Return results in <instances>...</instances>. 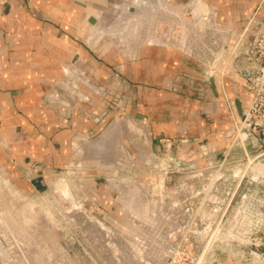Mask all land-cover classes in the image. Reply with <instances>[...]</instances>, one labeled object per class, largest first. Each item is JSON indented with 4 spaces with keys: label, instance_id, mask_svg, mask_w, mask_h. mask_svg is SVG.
<instances>
[{
    "label": "rangeland",
    "instance_id": "obj_1",
    "mask_svg": "<svg viewBox=\"0 0 264 264\" xmlns=\"http://www.w3.org/2000/svg\"><path fill=\"white\" fill-rule=\"evenodd\" d=\"M156 6L149 2L146 7ZM154 11L152 15L151 11L147 15L138 13L139 22L132 20L125 27L114 24L98 29L102 34L97 35L89 31L82 40L95 52L107 44L103 56L113 52L123 54L121 47L137 40H144L140 44H177L183 48L186 45L190 51L196 49L191 54L195 58L193 69L203 73L202 63L211 60L216 47L210 36L215 25L203 29L201 24H191L203 18V12L194 2L184 12L168 11L161 4ZM113 17L120 21L117 14L108 18ZM148 23H152L149 28ZM96 37H100L98 41ZM66 77L63 80L66 86L72 85L74 79ZM76 91L72 98L69 94L68 99L61 98L65 116H70L71 109L80 102L87 106L86 96ZM95 94L99 102L97 115L104 112L105 118H98L96 127L76 131L74 146L82 148L78 157H71V162L45 188L31 192L17 188L2 170L0 200L6 206L0 212V218H4L0 219V229L10 234V239L5 238L4 248L0 244V261L8 264H53L52 261L54 264H264V143L244 141L243 148L235 137L234 125L220 134L214 131L200 139L153 140L145 122L134 113L133 101L115 97L105 101L103 97L110 91L104 88ZM80 105L79 111H86ZM162 138L172 142L169 148L161 142ZM14 201L21 205L13 204ZM20 207L25 211L21 216ZM17 208L19 211L15 212ZM23 215L27 219H22ZM9 228L12 234L17 232L20 239L29 241V245L15 244Z\"/></svg>",
    "mask_w": 264,
    "mask_h": 264
},
{
    "label": "crops",
    "instance_id": "obj_2",
    "mask_svg": "<svg viewBox=\"0 0 264 264\" xmlns=\"http://www.w3.org/2000/svg\"><path fill=\"white\" fill-rule=\"evenodd\" d=\"M136 2L143 3L140 8L154 2L175 13L187 8L190 0H0V167L10 184L28 192L45 188L70 163L76 131L96 127L95 121L105 118L104 112L97 115L95 93L100 88L110 91L105 101H133L134 113L153 140L200 139L240 122L237 106L247 107L253 93L239 83L237 72L228 69L223 76L216 70L213 90L207 74L193 69L195 60L189 54L196 49L137 40L121 47L123 54L112 51L103 56L107 44L96 48L98 52L87 47L85 33L102 34L94 27H113L118 22L108 17H120ZM198 6L204 19L191 24H202L203 29L215 25L216 48L226 44L229 49L264 35V0H201ZM221 60L226 68L246 65L240 56L236 61L228 56ZM68 74L86 96L87 106L80 102L86 107L83 114L80 104L70 116L60 106L61 98L74 97L63 83Z\"/></svg>",
    "mask_w": 264,
    "mask_h": 264
},
{
    "label": "built area",
    "instance_id": "obj_3",
    "mask_svg": "<svg viewBox=\"0 0 264 264\" xmlns=\"http://www.w3.org/2000/svg\"><path fill=\"white\" fill-rule=\"evenodd\" d=\"M190 2H194L195 5L198 6L199 3H201V0H190ZM191 3H189L186 9H188ZM187 12L189 13V10ZM206 14L210 18L212 17L211 12H207ZM212 21L215 24L213 19ZM210 36L215 39L213 32H211ZM222 46L223 45L221 44V46L217 48L215 47L214 51H212L213 53H211L210 61L207 63L204 61V63L201 62L203 66L205 65V67H207L206 69L204 67L202 69L205 74H207L208 69L210 68V62L213 60L216 53L222 48ZM227 51L228 54L226 55L225 52ZM227 51L225 50L221 59L228 56L233 58V61H236V58L240 56L246 61V65L240 69L236 68L235 65L226 68L224 63L219 64V62L222 61L220 60L216 70H218L219 74L222 76L226 74L227 69L233 71L234 73L237 72L240 84L245 89L253 93L250 104L242 109L243 116L240 122L234 125L236 129L235 137L239 139V142H241L243 148L244 141H248V143H264V35H255L251 38H246L242 42H239V44L236 43L230 46ZM189 55L191 56V54ZM81 81L85 85L88 84V81ZM63 83L65 84L64 81ZM67 88L69 91H74L77 93L76 90H78L79 84L74 80L72 81V85L67 84ZM161 142L165 143L168 148L172 144L169 139L162 138ZM1 173L2 168L0 167V174ZM2 263L5 262L3 261Z\"/></svg>",
    "mask_w": 264,
    "mask_h": 264
},
{
    "label": "bare ground",
    "instance_id": "obj_4",
    "mask_svg": "<svg viewBox=\"0 0 264 264\" xmlns=\"http://www.w3.org/2000/svg\"><path fill=\"white\" fill-rule=\"evenodd\" d=\"M193 4V3H192ZM142 5H143V3H138V2H136V4L134 5V7L132 8L131 7V9H133V10H130V11H126L124 14H121V16L119 17V20L120 21H118V23L117 24H120V26L122 27V25L125 27V25L124 24H128L130 21H134V20H138V18H140V16H138V18H137V15H138V13H145L146 15L147 14H149V12L151 11V15H152V13H153V11L155 10V9H157V7L159 6V4H157L158 6H156L155 7V9H150V8H148L147 9V5H148V3L147 4H145V7L144 8H140V7H142ZM152 6V5H151ZM192 8V7H191ZM189 9H190V6H189ZM190 11V10H189ZM192 11V10H191ZM184 12V11H183ZM197 13V12H196ZM145 14H143V15H145ZM154 14H155V11H154ZM182 14V13H181ZM184 14V13H183ZM191 14V13H190ZM194 14V13H193ZM197 14H199V13H197ZM141 15V14H140ZM143 15H141L142 17H143ZM150 16V15H149ZM175 16V15H174ZM146 16H144L143 18H145ZM183 17H184V15H183ZM182 17V18H183ZM192 17V16H191ZM197 17V16H196ZM203 17V16H202ZM205 17H206V15H205ZM176 18L178 19V16L176 15ZM141 19V18H140ZM147 19V21H149V18H146ZM177 19H175L176 21H177ZM181 19V18H180ZM201 19V18H200ZM199 19V20H200ZM203 19H204V17H203ZM143 20V19H142ZM180 21V20H179ZM184 21V20H183ZM183 21H181V22H183ZM196 21V20H195ZM138 22H139V20H138ZM143 22H144V20H143ZM203 22V21H202ZM207 22V21H206ZM131 23V22H130ZM132 23H136V22H132ZM147 23V22H146ZM153 23V22H152ZM151 23V24H152ZM170 23V22H169ZM185 23H186V21H185ZM192 23V22H191ZM212 24H213V22H211ZM138 24V23H137ZM140 24V23H139ZM149 24V23H148ZM151 24H149V26H148V28L150 27V25ZM172 24H175V22L173 21V23ZM186 24H188V23H186ZM205 24V23H204ZM128 25H130V24H128ZM134 25V24H133ZM143 25V24H142ZM176 25V24H175ZM180 25V24H179ZM182 25V24H181ZM202 25V24H201ZM200 25V26H201ZM186 26H188V25H186ZM128 27V26H127ZM126 27V28H127ZM136 27V26H135ZM176 27V26H175ZM178 27V26H177ZM176 27V28H177ZM191 27V26H190ZM201 27H203V26H201ZM125 28V29H126ZM140 28V27H139ZM139 28H138V31H139ZM141 28H142V26H141ZM140 28V29H141ZM185 28V27H184ZM198 28V27H197ZM122 29V28H121ZM131 29V28H130ZM134 29V28H133ZM196 29V28H195ZM202 29V28H201ZM96 30H98V29H96ZM105 30V29H104ZM103 30V31H104ZM108 30V29H107ZM123 30V29H122ZM135 30V29H134ZM173 30V29H172ZM172 30H171V32H172ZM184 30V29H183ZM187 30V29H186ZM188 30H189V28H188ZM199 30H200V28H199ZM221 30V29H220ZM101 31V30H100ZM102 31V32H103ZM128 31V30H127ZM175 32H176V30H174ZM191 31V30H190ZM200 31H202V30H200ZM129 32H133V31H129ZM128 32V33H129ZM142 32V31H141ZM184 32V31H183ZM139 33V32H138ZM186 33V32H185ZM136 34V33H135ZM145 34V33H144ZM177 34V33H176ZM183 34V33H182ZM130 35V34H129ZM148 35V34H147ZM164 35V34H163ZM180 35V34H179ZM178 35V36H179ZM184 35V34H183ZM190 35V34H189ZM195 35H196V33H195ZM127 36V35H126ZM139 36H140V34H139ZM177 36V37H178ZM91 37V36H90ZM147 37V36H146ZM149 37V36H148ZM126 38V37H125ZM135 38H139V37H135ZM143 38V37H142ZM174 38V37H173ZM173 38H171V39H173ZM180 38H182V36L180 37ZM185 38V37H184ZM188 39H189V37H188ZM192 39V38H191ZM126 40V39H125ZM196 40V39H195ZM189 41V40H188ZM191 42V41H190ZM238 44H239V42H238ZM190 45V44H189ZM195 45V44H194ZM188 46V45H187ZM197 47V46H196ZM185 48H187L186 47V45H185ZM195 49V48H194ZM193 49V50H194ZM192 51V50H191ZM192 53V52H191ZM190 53V54H191ZM114 129V128H113ZM113 131V130H112ZM98 144V143H97ZM100 144V143H99ZM95 146V145H94ZM81 147L79 146V145H76L75 146V148H74V155L75 156H77L78 157V153H79V151H81ZM111 154V153H110ZM113 154V153H112ZM73 155V156H74ZM72 156V157H73ZM80 156V155H79ZM98 156V155H97ZM153 156V155H152ZM151 156V157H152ZM95 158V157H94ZM99 158V157H98ZM73 159V158H72ZM104 159V158H103ZM78 160V159H77ZM74 161L75 160H73V163H74ZM106 161V160H105ZM110 161V160H109ZM71 162V161H70ZM73 163H72V165H73ZM75 165H77V164H75ZM4 180V179H3ZM65 183L67 182V181H64ZM60 183V182H59ZM62 185V184H61ZM2 186V185H1ZM68 186V185H67ZM4 187V186H3ZM65 187H66V184H65ZM9 188V187H8ZM8 188H7V191H8ZM59 188V187H58ZM62 188H63V186H62ZM11 189V188H10ZM9 189V190H10ZM65 188H63L62 190H64ZM66 189H67V187H66ZM66 189L64 190V191H66ZM68 191V190H67ZM70 191V190H69ZM68 191V192H69ZM8 194V193H7ZM69 194V193H68ZM18 195H19V193H18ZM72 195V194H71ZM71 195H70V197H71ZM69 197V196H68ZM18 198L19 199H22L21 197H19L18 196ZM18 200V199H17ZM30 200V199H29ZM28 201V200H27ZM73 201H74V199H73ZM75 202V201H74ZM10 203H11V201H10ZM9 203V204H10ZM53 203V202H52ZM13 204H15V205H21L20 203L18 204V202L17 201H14V203ZM56 205V204H55ZM75 205V204H74ZM2 206V207H1ZM5 206H6V203L4 202V201H2V200H0V212L2 211V213L5 211V210H3V209H5ZM17 206V207H18ZM26 206H29V205H26ZM25 206V207H26ZM32 206V205H31ZM31 206H29V207H31ZM53 206V205H52ZM33 207V206H32ZM57 207H59V206H57ZM11 209V208H10ZM20 209H21V207H20ZM26 209V208H25ZM34 209H37L36 207H34ZM40 209V208H39ZM45 209V208H44ZM43 209V211H44V213H45V210H46V212H47V210L48 209H45L44 210ZM41 211H42V209H40ZM56 210V209H55ZM18 212L19 211V208H17V209H15V212ZM28 211H29V209H28ZM37 211V210H36ZM41 211H39L38 210V212H40V213H42L43 214V212H41ZM58 211V210H57ZM20 213H18L20 216L22 215V212L24 213L25 211L23 210V208L19 211ZM160 212V211H159ZM159 212H158V214H159ZM161 212H162V210H161ZM32 213H34V212H32ZM35 213H37V212H35ZM53 213V212H52ZM11 214V213H10ZM13 214V213H12ZM30 214V213H29ZM29 214H28V217H29ZM38 214V213H37ZM7 215V214H6ZM50 215H52L51 213H50ZM13 216V215H12ZM19 216V217H20ZM43 216V215H42ZM49 216V215H48ZM53 216V215H52ZM51 216V217H52ZM9 217V216H8ZM64 217V216H63ZM49 218V217H48ZM0 219H4L3 218V216H1V218ZM22 219H27V217L25 216V215H23L22 216ZM29 219V218H28ZM32 219V218H31ZM47 219V218H46ZM11 220V219H10ZM54 220V219H53ZM56 220V219H55ZM15 221V220H14ZM57 221V220H56ZM13 222V221H12ZM18 222H19V220H18ZM34 222V221H33ZM55 222V221H54ZM70 222H72V220L70 221ZM78 222V221H77ZM14 223V222H13ZM56 223V222H55ZM58 223V222H57ZM15 224V223H14ZM33 224V223H32ZM7 225V224H6ZM37 225V224H36ZM36 225H33V226H36ZM18 226V225H17ZM1 227V226H0ZM20 227V226H19ZM18 227V228H19ZM24 227V226H23ZM17 228V227H16ZM37 228V227H36ZM24 229H25V227H24ZM39 229V228H38ZM109 229V228H108ZM19 230V229H18ZM153 230V229H152ZM9 231H10V233H11V237L14 239V241H16V242H14L15 244L17 243V244H19V245H29V241L28 242H26V241H24V240H22V239H20L18 236H20L21 237V235H19L17 232H15V233H13L12 234V231L10 230V228H9ZM17 231V230H16ZM22 231V230H21ZM30 231V230H29ZM28 231V232H29ZM110 231H112V230H110ZM165 231V230H164ZM26 232H27V230H26ZM39 232H40V230H39ZM38 232V233H39ZM148 232V231H147ZM154 232V231H153ZM150 233V232H149ZM32 234V233H31ZM154 234V233H153ZM226 234V233H225ZM33 235V234H32ZM152 235V234H151ZM161 235V234H160ZM35 236V235H34ZM219 236V235H218ZM149 237V236H148ZM5 238H9L10 239V234L8 235L7 233H6V231H3L2 229H0V244H1V246H3V248H4V243H6L5 241H6V239ZM36 238V237H35ZM118 238V237H117ZM29 239V238H28ZM41 239V238H40ZM87 239V238H86ZM34 240V239H33ZM44 240V239H43ZM154 240V239H153ZM35 241V240H34ZM151 241V240H150ZM149 241V242H150ZM39 242V241H38ZM148 242V241H147ZM34 244V243H33ZM35 244H37V243H35ZM44 244V243H43ZM140 244V243H139ZM155 244H157V243H155ZM7 245V244H6ZM32 245V244H31ZM31 245H30V247H31ZM36 246V245H35ZM42 245H40V247H41ZM48 248V247H47ZM18 249V248H17ZM37 249V248H36ZM41 249V248H40ZM45 249V248H44ZM49 249V248H48ZM6 250V249H5ZM42 250V249H41ZM19 251V250H18ZM151 251V250H150ZM7 252V251H6ZM36 252V251H35ZM51 253V252H50ZM153 253V252H152ZM161 253V252H160ZM33 254V253H32ZM125 254V253H124ZM157 254V253H156ZM159 254V253H158ZM39 255H41V254H39ZM20 258H21V256H20ZM41 258V257H40ZM43 258V257H42ZM34 259V258H33ZM46 260V259H45ZM255 261H257V260H255ZM49 263V262H48ZM52 263L54 264V262L52 261Z\"/></svg>",
    "mask_w": 264,
    "mask_h": 264
},
{
    "label": "water",
    "instance_id": "obj_5",
    "mask_svg": "<svg viewBox=\"0 0 264 264\" xmlns=\"http://www.w3.org/2000/svg\"><path fill=\"white\" fill-rule=\"evenodd\" d=\"M226 49H227V45L225 44L216 53L215 58L212 61L211 65H210V68L208 69V72H207L208 80H209L210 86L213 88V90L215 88V80H214L215 70H216V67L218 65V62L222 58V56H223V54H224V52H225ZM237 110H238L239 116L242 118V116H243L242 108L240 106H237ZM160 164H161V166H163L164 161L162 160Z\"/></svg>",
    "mask_w": 264,
    "mask_h": 264
}]
</instances>
